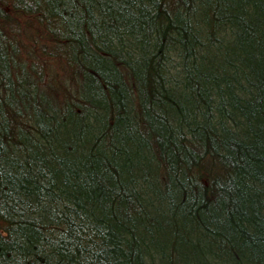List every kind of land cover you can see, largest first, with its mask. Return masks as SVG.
I'll use <instances>...</instances> for the list:
<instances>
[{
    "label": "trees",
    "instance_id": "obj_1",
    "mask_svg": "<svg viewBox=\"0 0 264 264\" xmlns=\"http://www.w3.org/2000/svg\"><path fill=\"white\" fill-rule=\"evenodd\" d=\"M0 264H264V0H0Z\"/></svg>",
    "mask_w": 264,
    "mask_h": 264
},
{
    "label": "rangeland",
    "instance_id": "obj_2",
    "mask_svg": "<svg viewBox=\"0 0 264 264\" xmlns=\"http://www.w3.org/2000/svg\"><path fill=\"white\" fill-rule=\"evenodd\" d=\"M49 59H50V61H52L53 63H55L56 65L54 64V66L55 67L57 66L56 68L59 69V70H55L56 68L53 69V73L56 75V77L57 78L63 77L65 75V72H66L65 71V67L63 66V65H65L64 62H63V60L60 59V58H58V57H51ZM46 81H48V78H46Z\"/></svg>",
    "mask_w": 264,
    "mask_h": 264
},
{
    "label": "bare ground",
    "instance_id": "obj_3",
    "mask_svg": "<svg viewBox=\"0 0 264 264\" xmlns=\"http://www.w3.org/2000/svg\"><path fill=\"white\" fill-rule=\"evenodd\" d=\"M63 66H65V65H63ZM55 67V66H54ZM57 67V66H56ZM55 67V68H56ZM55 70H59V69H55ZM54 70V71H55ZM66 71V70H65ZM68 75L69 74H67V72H65V75L63 76V77H61V78H57V77H53V76H56L53 72L52 73H50L49 74V77H48V81H46V80H44L43 81V86H44V88L45 89H49V84H58L59 82L62 84V82L65 80V79H67V77H68Z\"/></svg>",
    "mask_w": 264,
    "mask_h": 264
}]
</instances>
